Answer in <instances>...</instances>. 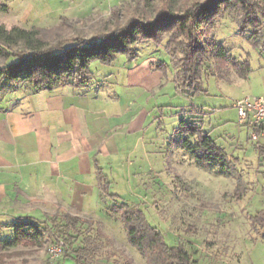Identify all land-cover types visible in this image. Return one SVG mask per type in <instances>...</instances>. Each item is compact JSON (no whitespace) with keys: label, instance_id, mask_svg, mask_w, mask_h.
Here are the masks:
<instances>
[{"label":"rangeland","instance_id":"rangeland-1","mask_svg":"<svg viewBox=\"0 0 264 264\" xmlns=\"http://www.w3.org/2000/svg\"><path fill=\"white\" fill-rule=\"evenodd\" d=\"M137 1L0 0V24L7 29L15 26L56 28L68 38L88 39L101 26L110 25L114 7L122 9ZM140 1L151 4L157 0ZM64 17L73 21L78 30L66 24ZM210 32L223 42L232 56L240 61L249 59L252 72L247 78H240L230 67L232 81L227 82L212 75L209 63L201 85L204 91L196 95L177 91L175 71L179 67H173L171 53L165 49L169 33L163 34V43L150 40L136 43L137 53L159 57V61L166 62L168 72L164 87L149 95L156 103V110L148 120L149 155L141 161L138 154L132 169L142 166V172L137 170L138 175L132 178L128 161L124 162V172L120 177L112 178V185L104 195L105 201H97L93 208L84 211L86 218L100 223L94 231L110 238V242L103 240V252L97 254L91 264H146L140 251L129 244L120 214L112 210L122 201L141 207L149 222L166 237L179 239L186 245L191 243L195 250L194 264H251L257 257L259 251L253 253L252 244L256 238L263 239L262 231H255L251 216L264 209V162L259 159L249 130L240 124L231 99L240 100L249 95L264 97V53L260 45L250 39L251 29L241 32L228 13L216 18ZM54 36L50 34L51 38ZM51 38L47 41H52ZM125 56L120 54L118 60L105 65L107 67L94 61L90 70L95 72L103 66L107 68L103 69L104 73H114L116 68L123 66ZM175 58L181 59L182 54L177 53ZM5 61L0 56V67ZM9 88L10 85H0V95ZM193 107L199 112L192 113ZM182 108L183 114L179 112ZM201 117L204 130L210 131L211 137L239 160L238 169L247 181L244 196L237 189V178L221 172L219 167H199L193 155L175 145L181 135L177 133L181 120H200ZM110 194L118 198L115 200ZM13 235L11 226L0 227V239H11ZM10 250L15 253L6 258L5 264H72V260L65 259L61 246H53L48 251V246L20 245Z\"/></svg>","mask_w":264,"mask_h":264},{"label":"trees","instance_id":"trees-1","mask_svg":"<svg viewBox=\"0 0 264 264\" xmlns=\"http://www.w3.org/2000/svg\"><path fill=\"white\" fill-rule=\"evenodd\" d=\"M225 13L238 23L241 32L251 29L250 39L264 53V0H157L151 4L138 0L122 9L114 7L110 25L101 26L88 39L68 38L56 28L15 26L7 29L0 24V56L6 60L0 67V85L24 83L35 91L62 83L84 86L92 79L90 66L94 61L112 64L120 54L134 60L138 56L136 43L143 40L163 43V34L169 33L165 49L171 53L173 67H179L175 71L177 91L196 95L204 91L201 85L209 63L212 75L227 82L232 81L230 67L242 78L252 72L249 59L240 61L232 56L210 32L216 18ZM64 21L78 30L68 17ZM51 33L55 35L53 38ZM48 38L52 41H47ZM177 53L182 54L179 60L175 58ZM158 68L168 72L164 61ZM190 111L199 112L195 107ZM202 119L181 120L177 129L181 135L175 145L193 155L199 167H219L221 172L237 178V189L244 196L247 181L238 169L239 160L229 155L211 137L210 131L204 130ZM253 141L259 159L264 162V142ZM100 178L103 189L107 190L109 184L104 182L105 177ZM112 210L120 214L129 244L140 251L146 264H194L193 245L166 237L149 222L141 207L122 201ZM251 222L255 231L263 232L264 238V209L257 210ZM97 223L69 212L46 214L43 219L19 217L11 225L13 237L0 239V264H5L6 258L15 253L10 249L20 245L48 246V251L53 246H61L65 259L72 260V264H91L103 252V240L110 242L109 236L94 231Z\"/></svg>","mask_w":264,"mask_h":264},{"label":"crops","instance_id":"crops-1","mask_svg":"<svg viewBox=\"0 0 264 264\" xmlns=\"http://www.w3.org/2000/svg\"><path fill=\"white\" fill-rule=\"evenodd\" d=\"M122 59L114 73L103 72L107 64L91 71L84 86L35 91L6 84L0 95V227L58 212L86 218V209L105 201L124 162L132 178L142 172V166L132 169L138 154L141 161L149 155L148 120L156 110L149 95L164 87L167 74L158 68L159 57ZM252 246L259 253L251 264H264V238Z\"/></svg>","mask_w":264,"mask_h":264},{"label":"built area","instance_id":"built-area-1","mask_svg":"<svg viewBox=\"0 0 264 264\" xmlns=\"http://www.w3.org/2000/svg\"><path fill=\"white\" fill-rule=\"evenodd\" d=\"M239 122L253 140L264 142V97L247 96L234 101Z\"/></svg>","mask_w":264,"mask_h":264}]
</instances>
